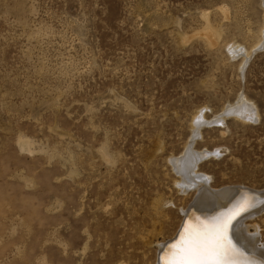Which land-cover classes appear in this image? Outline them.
<instances>
[{
  "label": "rangeland",
  "instance_id": "obj_1",
  "mask_svg": "<svg viewBox=\"0 0 264 264\" xmlns=\"http://www.w3.org/2000/svg\"><path fill=\"white\" fill-rule=\"evenodd\" d=\"M263 27L260 0H0V264H157L201 119L210 186L263 190L264 49L228 50Z\"/></svg>",
  "mask_w": 264,
  "mask_h": 264
},
{
  "label": "bare ground",
  "instance_id": "obj_2",
  "mask_svg": "<svg viewBox=\"0 0 264 264\" xmlns=\"http://www.w3.org/2000/svg\"><path fill=\"white\" fill-rule=\"evenodd\" d=\"M260 1L264 8V0ZM258 49H264V27L258 45L252 47L249 51L243 50L240 46H229L228 50L232 54V57L241 56L243 58L241 65L243 61L244 64L241 69V74H243L246 64L251 59V55ZM239 100L242 101L241 107L236 108L232 104H228L223 108V111L218 114L217 118L210 122V125H223L225 119L230 116L243 118L247 113H250L254 108L253 104L248 101L245 96H240ZM244 110L247 113L243 114ZM203 123L207 122L201 119L199 122L195 123L192 129L193 140L190 141L191 143H187L185 152L182 153L177 160H173L172 163L175 173L180 177V180L176 182L179 190L183 193L194 192V198L187 210L183 212V221L177 234L172 240L159 245L157 264H163L164 260L173 258V252L175 250L171 248V245L180 240V234L184 231V225L186 223L196 226L200 221L207 222L218 216L234 217L229 230V237L235 248L243 253L242 256H237L236 259L241 261L247 259L254 261L255 264H264V250L259 245L260 235L257 230H248L249 225L247 224L248 220H252L264 211V204L256 206L264 201V189L256 190L254 188H245L242 186L213 189L210 186L211 178L207 174L200 172L198 167L204 158L217 157L220 151L218 148L203 151L193 150V143L200 137V128ZM252 205L256 206V208L249 210L235 219V215L241 213L248 207H252Z\"/></svg>",
  "mask_w": 264,
  "mask_h": 264
},
{
  "label": "snow or ice",
  "instance_id": "obj_3",
  "mask_svg": "<svg viewBox=\"0 0 264 264\" xmlns=\"http://www.w3.org/2000/svg\"><path fill=\"white\" fill-rule=\"evenodd\" d=\"M233 216H218L200 221L196 226L184 225L180 240L171 245L173 258L163 264H255L251 260H238L242 256L232 244L229 230Z\"/></svg>",
  "mask_w": 264,
  "mask_h": 264
},
{
  "label": "water",
  "instance_id": "obj_4",
  "mask_svg": "<svg viewBox=\"0 0 264 264\" xmlns=\"http://www.w3.org/2000/svg\"><path fill=\"white\" fill-rule=\"evenodd\" d=\"M263 204H264V201H263L262 203H260V204H257L256 206H261V205H263ZM256 206L252 205V207H248V208L244 209V211H242L241 213H238L237 215H235V216H236L235 219L239 218L241 215H243L244 213L248 212L249 210H251V209H253V208H256ZM235 219H234V220H235ZM232 222H233V221H232ZM231 225H232V224H231Z\"/></svg>",
  "mask_w": 264,
  "mask_h": 264
}]
</instances>
